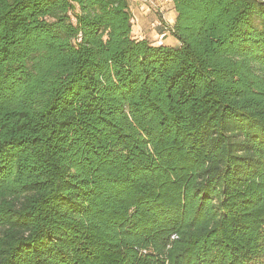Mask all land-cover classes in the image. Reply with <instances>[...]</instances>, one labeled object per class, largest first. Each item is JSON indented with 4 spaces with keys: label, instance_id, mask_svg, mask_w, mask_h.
I'll return each instance as SVG.
<instances>
[{
    "label": "trees",
    "instance_id": "obj_1",
    "mask_svg": "<svg viewBox=\"0 0 264 264\" xmlns=\"http://www.w3.org/2000/svg\"><path fill=\"white\" fill-rule=\"evenodd\" d=\"M152 1L0 0V264H264V0Z\"/></svg>",
    "mask_w": 264,
    "mask_h": 264
},
{
    "label": "rangeland",
    "instance_id": "obj_2",
    "mask_svg": "<svg viewBox=\"0 0 264 264\" xmlns=\"http://www.w3.org/2000/svg\"><path fill=\"white\" fill-rule=\"evenodd\" d=\"M160 3V2H159ZM165 3V4H164ZM146 7H148L147 3H144L142 0H132V13H133V28L132 34L136 39H147L153 44L160 43V33L158 30V25L160 23V19L154 10L150 9V12L145 15L147 11ZM170 0H163L159 5L160 11L163 12L164 21L169 20L168 14L172 11ZM141 8V9H140ZM171 8V9H170ZM146 10V11H145ZM152 15V19L148 21L146 17L148 15ZM142 17H145V22L143 23ZM168 37V36H167ZM174 38H168L167 45L174 46L172 42H174Z\"/></svg>",
    "mask_w": 264,
    "mask_h": 264
},
{
    "label": "crops",
    "instance_id": "obj_3",
    "mask_svg": "<svg viewBox=\"0 0 264 264\" xmlns=\"http://www.w3.org/2000/svg\"><path fill=\"white\" fill-rule=\"evenodd\" d=\"M156 2H157V4L158 5H160V3H161V1H163V0H155ZM160 2V3H159ZM165 4V3H164ZM141 9V8H140ZM146 9H147V11L145 12V15L146 14H148L149 12H150V8L149 7H146ZM171 9V8H170ZM168 16H169V20H168V23H170V24H172V22H173V20H174V12H173V10L168 14ZM146 19L148 20V21H150L151 19H152V15H148V17H146ZM142 21H143V23L146 21L145 20V17H142Z\"/></svg>",
    "mask_w": 264,
    "mask_h": 264
},
{
    "label": "built area",
    "instance_id": "obj_4",
    "mask_svg": "<svg viewBox=\"0 0 264 264\" xmlns=\"http://www.w3.org/2000/svg\"><path fill=\"white\" fill-rule=\"evenodd\" d=\"M144 1V3H147L148 5H153V1L152 0H142ZM162 13V11H160Z\"/></svg>",
    "mask_w": 264,
    "mask_h": 264
}]
</instances>
